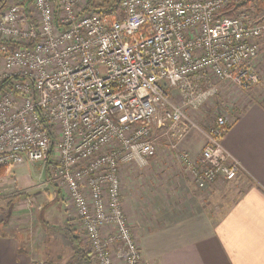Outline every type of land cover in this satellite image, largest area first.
<instances>
[{"label": "built area", "instance_id": "2783aa9c", "mask_svg": "<svg viewBox=\"0 0 264 264\" xmlns=\"http://www.w3.org/2000/svg\"><path fill=\"white\" fill-rule=\"evenodd\" d=\"M89 1L33 0L0 12V189L4 170L43 161L84 226L93 263L116 264L118 253L142 264L120 166L148 164L162 137L199 189L238 177L223 116L198 158L178 146L199 126L189 111L217 97L215 78L259 83L264 0H120L118 13L87 9Z\"/></svg>", "mask_w": 264, "mask_h": 264}, {"label": "crops", "instance_id": "0c3cea01", "mask_svg": "<svg viewBox=\"0 0 264 264\" xmlns=\"http://www.w3.org/2000/svg\"><path fill=\"white\" fill-rule=\"evenodd\" d=\"M254 65L260 74V81L250 89L215 78L219 96L189 111L199 126L190 130L178 146L179 151H187L198 158L207 142V131L213 119L217 115L223 116L229 128L222 144L242 165V172L236 179L227 182L218 180L206 189H199L193 174L180 163L183 175L178 183L182 189L179 199L158 198L157 202L165 209L159 217L155 214L156 209L151 206H157L155 199L152 200L154 204H149L147 197L141 201L139 191L130 189L136 184L139 186L140 182L144 188L151 178L150 174L138 175L136 164L122 165L120 181L123 209L134 237L140 244L142 264H264V47ZM173 97L175 102H180L181 94L177 89L173 90ZM164 141L159 137L157 152L149 157L150 164L161 160L176 163L174 153L178 157L177 149H170ZM9 172L2 174L0 189V197H9L7 206L13 210L6 213L8 216L13 212H24L25 209L27 213L30 206H34L30 199L39 200L41 203L38 205H42L45 213L58 199L57 195L51 196L49 192L44 195L45 199L42 194L38 199H27V195H30L27 191L31 188H18L25 195L16 193L17 190L9 187ZM47 186L44 184L42 188L47 189ZM126 196L132 205L127 203ZM63 199L65 213L62 224L66 219L77 218L66 195ZM40 219L48 222L46 217ZM2 220L3 217L0 219V264H29L30 254L27 251L21 252L19 248V242L26 239L25 236L28 240L30 238L24 233L30 228L28 217L24 219V225L18 227L24 231H18L10 223L9 232H5L4 225L7 222ZM41 220L39 222L44 227ZM50 224L53 225L50 227L56 229V224ZM40 248L41 253L38 252ZM40 248L35 260L39 264H57L54 262L55 257L59 253L64 254L63 250L55 253L53 247L52 250L43 249V252ZM59 258L62 259L60 255ZM114 259L116 264H124L118 253H115Z\"/></svg>", "mask_w": 264, "mask_h": 264}, {"label": "rangeland", "instance_id": "374dc122", "mask_svg": "<svg viewBox=\"0 0 264 264\" xmlns=\"http://www.w3.org/2000/svg\"><path fill=\"white\" fill-rule=\"evenodd\" d=\"M21 1L23 0H9V1L7 0V2H5L6 3L5 8L11 3H17ZM5 8L3 9L5 10ZM0 70H1V67H0ZM215 85L217 89H219L218 84L215 83ZM218 96L219 95H217V97ZM217 97H214V98H217ZM218 117H221V115H217L213 119L211 125L215 123ZM174 155H175L176 163L167 162L164 160L157 161L154 164H150L149 163L150 160H149L148 164L143 165V166L140 164H136V163H128V165H134V164L137 165L135 171L137 172L138 175L147 176V173L150 174L151 178L149 177L150 180L147 181L146 186L144 188L142 187V183L140 182L139 184L140 187L136 184L135 187L133 186L130 189L131 190L137 189V191H139L141 195L140 198L142 199L141 201H145V198L147 197L146 200L148 201V203L154 204V201L152 200L155 199L157 206L156 205H151V206H153V209H156L155 214L158 215L159 217L164 212L165 209L161 208V206L157 202L158 198L172 197L173 199L175 198L177 200V198L179 199L180 191H182V189L179 187L180 185L178 184L182 179L181 175H183L182 166L180 164L181 162L179 160V157H176L175 153ZM122 165L120 166V169ZM45 166L46 164L43 161H40V162L38 161L34 163L26 162L20 166H17L16 169L12 168L9 170L10 172H9L8 184H9V187L13 188L12 190H17L18 192L16 193H22V195H25L26 193H24V191H19L20 189L18 188H23V189L31 188V190L27 191L29 192L28 194H30L29 196L27 195L26 197L27 199H30V197L32 198L35 197V199H38L39 198L38 196L41 194L43 196V199H45L46 197L44 195L46 194V192H49L51 196L57 195L58 199L54 201L51 206H49L48 211L43 213L44 209L42 208V205L41 206L38 205V203H41V202H39V200L33 201L32 199H30L32 201L31 204H33L34 206H30V209L28 210L27 213L25 209L24 212L19 211L18 214H15V212H13L11 216H8L6 213L13 211L10 206H7V201L9 197H5L4 199L0 197V200L2 199L0 201V219L3 217L4 222H7L8 228H7L6 223L4 225V228H5V232L6 231L9 232L10 223L12 224V227L19 229L18 227L24 225V219L28 217V222L30 226L29 230L24 231L23 228H20L18 231L23 230L24 233H27L28 236L30 237L28 240V237L25 236L26 239H24L22 242L21 241L19 242V248L21 252L27 251L30 254L29 264L36 263L35 260L37 258V254L41 253L40 247H42V252H43L44 251L43 249H46L45 248L46 244L47 245L50 244V246L53 247V251L55 253L59 252V250H63L64 254L59 253L55 257V261H54L55 263L70 264L75 250H74V247L70 244V241L67 239V237H65V233L61 231L63 230L64 227H67V226L71 227V229L75 231V234L80 238L83 247L87 251L91 250V244L87 237L84 226L80 222L76 220L66 219L64 224L61 223V221H63V215L65 213V202L63 199L65 193L64 191H61V189L57 187L55 183H52V184L49 183L48 181L49 175H48L47 170L45 169ZM119 176H120V171H119ZM219 180L220 182L225 181L224 179H219ZM44 184L48 185L47 189L42 188V185ZM128 198L129 197L126 196L127 203L132 205L133 203L130 202ZM43 199L42 201H44ZM29 203L30 202H28V204ZM48 203H50V201ZM125 203L126 202L124 201V204ZM22 213H25V214L22 215ZM15 215H16V219L12 220ZM40 217H46L48 219V223L56 224L57 228L56 229L50 228L48 225L46 228L45 226L42 227L41 223L39 222ZM50 226L52 225L50 224ZM112 232H113V227L108 226L106 231H104L103 235L108 236ZM44 234H45V237L43 239ZM46 239H47V242H45ZM37 243H40V244H37ZM136 243L139 246L141 255H142V250H141L138 240H136ZM37 250L39 253L37 252ZM115 250L116 251L118 250V246H114V252H116ZM45 254L46 253H44V255ZM59 255L62 259L59 258Z\"/></svg>", "mask_w": 264, "mask_h": 264}, {"label": "trees", "instance_id": "16d2710c", "mask_svg": "<svg viewBox=\"0 0 264 264\" xmlns=\"http://www.w3.org/2000/svg\"><path fill=\"white\" fill-rule=\"evenodd\" d=\"M33 0H23L22 3L29 5ZM7 0L0 1V12H2L6 6ZM120 0H90L87 9L90 8L92 11L99 13H111L112 11L118 13ZM6 172V170H4ZM3 173V172H2ZM5 217V216H4ZM41 220V219H40ZM4 221V220H2ZM42 221V224L46 227H50V224L46 221ZM53 227V225H52ZM50 227V228H52ZM57 228V227H56ZM62 232L65 233V237L70 241V244L74 247V255L70 264H94L91 251H87L80 240V238L75 234V231L71 227H64ZM47 242V241H46ZM46 250L52 248L50 244L45 245ZM52 250V249H51Z\"/></svg>", "mask_w": 264, "mask_h": 264}, {"label": "bare ground", "instance_id": "6f19581e", "mask_svg": "<svg viewBox=\"0 0 264 264\" xmlns=\"http://www.w3.org/2000/svg\"><path fill=\"white\" fill-rule=\"evenodd\" d=\"M9 1V0H8ZM3 173H5L4 171H3ZM11 182V181H10Z\"/></svg>", "mask_w": 264, "mask_h": 264}]
</instances>
